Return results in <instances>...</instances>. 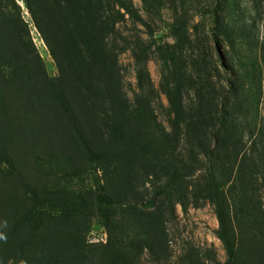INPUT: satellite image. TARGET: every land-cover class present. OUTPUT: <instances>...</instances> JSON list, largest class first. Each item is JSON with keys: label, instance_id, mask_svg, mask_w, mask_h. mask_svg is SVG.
<instances>
[{"label": "trees", "instance_id": "trees-1", "mask_svg": "<svg viewBox=\"0 0 264 264\" xmlns=\"http://www.w3.org/2000/svg\"><path fill=\"white\" fill-rule=\"evenodd\" d=\"M220 1L213 11L205 12L214 15L217 33L220 28L223 30L219 22ZM23 3L49 48L52 34L62 25L65 36L76 44L80 41V45L73 44L74 48L62 59L51 49L61 75L55 79L57 82H49L42 74L43 65L34 46L31 42L25 44L20 33L23 23L9 14L11 6L19 7L14 0H0L3 31L0 76L11 70L10 78H20V87L9 91L0 88V235L6 237L0 239V264H67L76 259H71L73 255L78 259L84 251L79 237L88 229L78 220L74 198L63 192L64 188L50 189L45 181L52 173L43 163L50 154L63 156L74 166L75 158L84 159L83 162L103 160L101 169L106 177L123 172L132 179L138 171L146 180L155 178V196L148 206L142 204L145 211H138L136 205L127 210L134 213L135 219L141 213L144 215L135 225L136 235L129 238L127 230L117 227L125 219L117 222L116 216L105 210L104 226L109 239L105 245L92 247L90 255L96 264H135L148 250L155 261H166L169 238L165 219L174 218L178 204L187 208L185 199L190 186L182 172L186 163L166 154L171 150L154 148L156 140L161 146H166L169 140L163 137L155 140L156 135L146 140L137 132L140 127L149 126L152 112L147 110L143 99L131 105L122 94L121 80L115 74L116 55L103 47L106 37L114 33L127 15L138 19L133 4L126 0H23ZM178 24L174 27L175 50L171 53L161 50L167 55L165 62L169 58L174 63L186 47L185 33L179 32ZM209 64L214 66L212 62ZM222 65L225 68L223 62ZM83 66L95 69L90 79L78 76ZM195 66L192 70L197 80L183 64L190 80L176 81L171 96L175 134L180 127L185 128L188 142L201 148L210 164L198 192L215 206L217 238L227 254L225 264H264V130L251 137V148L246 150L230 108V101H235L240 93L237 81L229 83L227 96L219 103L213 97L215 85H203L202 72ZM71 71L77 73L74 79L77 86L72 80L69 86L64 81L65 72ZM138 78L142 82L141 73ZM189 87L193 88L196 101L186 107L183 90ZM133 124L135 133L129 128ZM207 139L210 141L205 142ZM112 155L115 166L108 160ZM2 164L9 166L8 172L2 170ZM160 182L164 185H158ZM106 188L98 200L112 204L119 194L110 193L108 183ZM151 207L155 209L152 215L147 211Z\"/></svg>", "mask_w": 264, "mask_h": 264}, {"label": "rangeland", "instance_id": "rangeland-1", "mask_svg": "<svg viewBox=\"0 0 264 264\" xmlns=\"http://www.w3.org/2000/svg\"><path fill=\"white\" fill-rule=\"evenodd\" d=\"M14 1L19 8L11 6L9 14L23 23L20 33L25 44L31 42L34 46L35 53L43 65V76L49 82L59 79L61 73L51 49L62 59L76 43L71 41L68 35L65 36V27L62 25L58 32L52 34L50 39L52 48H49L23 0ZM126 1L133 4L138 19L127 15L126 19L116 26L114 33L106 37L103 47L108 53L116 55L115 74L121 80L122 94L127 96L131 105H134L138 99H143L145 106L148 107L147 110L150 109L152 112V122L149 126L140 127L137 132L140 131L146 140L156 135L155 140L163 137L170 141L166 146H161L156 140L157 145L154 144V148L171 150L166 154L171 153L173 158L179 157L186 163L182 172L188 178L190 186L185 199L186 210L178 204L174 218L167 216L165 219L169 238L168 251L164 255L167 257L166 261H155L149 251L145 250L135 264H225L227 254L217 238L219 224L215 206L202 199L198 192V188L204 185V177L209 172L210 164L204 151L194 142H188L185 128L180 127L178 134H175V117L170 101L176 81L190 80L187 71L191 72L194 78L196 77L192 70L195 64L196 69L199 68L202 72V84L215 85L213 97L218 98L216 100L219 103L227 96L229 83L235 79L240 93L235 101H230V108L232 107L235 113L234 123L238 128L237 131L242 135L247 146L246 150L249 151L251 137L259 136L258 133L264 130V0H221L219 22L223 30L220 28L218 33L214 30L216 27L214 15L205 12L213 11L219 0ZM59 13L55 14L60 16ZM68 22H72L70 18ZM177 24L181 25L179 32L185 33L186 47L183 53L177 55L178 58L174 63L169 58L165 62L164 57L167 55L164 51L168 50L171 53L177 44L174 34V27ZM221 31L223 33H220ZM0 32L3 31L0 29ZM76 45L79 46L80 41ZM1 47L3 46L0 44ZM162 49L164 51H161ZM26 50L30 51V49ZM209 62L214 63V66ZM222 62L225 68L221 66ZM180 63L182 68L179 70ZM184 63L187 71L183 67ZM92 71L95 69L91 66H83L78 76L90 79ZM5 72V76H0V84H3L0 88L9 91L20 87V78H10L11 70ZM139 73L142 82L138 80ZM75 78H77L76 71L64 74L67 86L71 80L77 86ZM85 83L88 86V83ZM68 92L74 91L68 90ZM183 93L185 106H191L196 101L193 88H184ZM8 127L12 128V125L9 124ZM129 128L135 133L134 124ZM209 141L207 139L205 142ZM111 157L108 160L115 166L114 155ZM72 161H75V166L68 164L69 161L63 156L48 155L43 162L44 168L50 169L52 173L47 175L45 181L50 189L64 188L63 192L74 198L75 207L79 209L78 220L83 226L85 224V230L88 229L85 235L79 237L81 250L84 249L82 255H79L78 259L73 255L71 259L74 257L76 259L67 264L75 262V264H96V259L90 255L92 247L105 245L109 239L104 226L105 210L114 214L118 219L117 222L119 219H125L124 223L118 222L117 227L127 230L129 238L134 237L135 225L140 223L144 215L141 213L140 217L135 219L134 213L127 210L136 205L138 211H145L146 208L142 206H148L155 196L156 189L153 184L156 179L146 180L138 171H135L137 175L132 179L123 172L116 175L110 173L106 177L104 170L101 169L103 160L83 162L84 159L75 158ZM2 170L8 172L9 166L4 164ZM107 183L110 184L108 190L110 193L119 194L112 204L98 200L99 195L107 191ZM158 185L163 186L164 182ZM158 203L159 200L156 201L157 206ZM147 211L152 215L155 209L151 207Z\"/></svg>", "mask_w": 264, "mask_h": 264}, {"label": "clouds", "instance_id": "clouds-1", "mask_svg": "<svg viewBox=\"0 0 264 264\" xmlns=\"http://www.w3.org/2000/svg\"><path fill=\"white\" fill-rule=\"evenodd\" d=\"M0 239H6V237H4L3 235H0Z\"/></svg>", "mask_w": 264, "mask_h": 264}]
</instances>
